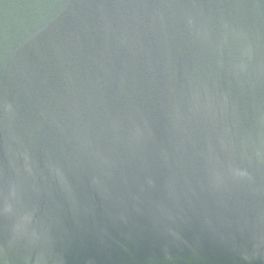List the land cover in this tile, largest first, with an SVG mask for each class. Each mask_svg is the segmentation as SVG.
I'll list each match as a JSON object with an SVG mask.
<instances>
[{
	"label": "water",
	"instance_id": "1",
	"mask_svg": "<svg viewBox=\"0 0 264 264\" xmlns=\"http://www.w3.org/2000/svg\"><path fill=\"white\" fill-rule=\"evenodd\" d=\"M0 264H264V0H0Z\"/></svg>",
	"mask_w": 264,
	"mask_h": 264
}]
</instances>
